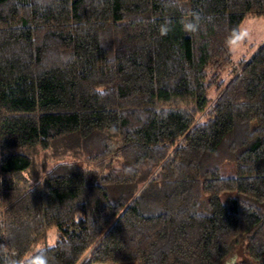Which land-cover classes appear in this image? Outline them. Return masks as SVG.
Returning <instances> with one entry per match:
<instances>
[{
    "label": "trees",
    "instance_id": "trees-1",
    "mask_svg": "<svg viewBox=\"0 0 264 264\" xmlns=\"http://www.w3.org/2000/svg\"><path fill=\"white\" fill-rule=\"evenodd\" d=\"M247 16L264 0H0V264H264Z\"/></svg>",
    "mask_w": 264,
    "mask_h": 264
},
{
    "label": "rangeland",
    "instance_id": "rangeland-1",
    "mask_svg": "<svg viewBox=\"0 0 264 264\" xmlns=\"http://www.w3.org/2000/svg\"><path fill=\"white\" fill-rule=\"evenodd\" d=\"M264 39V17L263 16H247L244 18L240 25V33L238 37L230 43L232 51L233 62H236L241 57L248 56L253 51L256 45ZM57 230L55 227H51L47 231L45 238L40 239L36 244L33 245L31 252H34L45 245L53 244L56 237ZM235 260L242 258L243 253L239 254L238 250H234ZM233 261V258L230 259ZM94 264H139L137 261L130 262H97Z\"/></svg>",
    "mask_w": 264,
    "mask_h": 264
},
{
    "label": "clouds",
    "instance_id": "clouds-1",
    "mask_svg": "<svg viewBox=\"0 0 264 264\" xmlns=\"http://www.w3.org/2000/svg\"><path fill=\"white\" fill-rule=\"evenodd\" d=\"M180 24L182 26V30L186 34H193L200 30V16L199 14H192L187 19H181ZM172 30L171 22H166L160 28L161 35H167ZM36 264H46L45 259H39L36 261Z\"/></svg>",
    "mask_w": 264,
    "mask_h": 264
}]
</instances>
